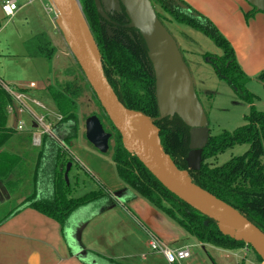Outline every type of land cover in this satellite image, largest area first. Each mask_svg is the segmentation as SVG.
Returning <instances> with one entry per match:
<instances>
[{"label":"trees","instance_id":"16d2710c","mask_svg":"<svg viewBox=\"0 0 264 264\" xmlns=\"http://www.w3.org/2000/svg\"><path fill=\"white\" fill-rule=\"evenodd\" d=\"M149 1L162 25L164 21L174 22L199 32L221 50L220 57L205 54L206 62L213 67L219 79L228 84L239 99L250 107L249 114L244 117V126L232 133L223 132L219 136H209L202 152L201 167L197 171L187 168L189 128L176 115L172 119L164 117L155 123L159 129L160 148L178 170L187 171L189 179L196 186L229 205L264 234V112L256 111L253 107L255 98L245 88L249 78L236 62L228 41L208 18L182 0ZM78 2L98 50L104 76L118 101L127 110L157 118L152 66L137 31L124 27L128 21L123 8L119 6V13L115 17L105 11L109 18L106 21L97 14L93 0ZM255 13L257 12L252 8L251 12L245 14L246 19ZM106 28L113 29L114 35H107ZM23 45L31 58L50 61L55 54L45 34H39ZM256 79L264 82V71ZM78 93L79 88L74 83H57L47 89L48 98L61 115V120L54 126V132L63 146L44 136L41 145L33 148L28 135L18 136L12 129L7 128V109L12 101L0 86V184L8 188L9 185L19 182L25 191H29L24 201L0 223L26 208H31L53 219L64 229L70 216L81 208L92 206L95 212H103L114 205L111 195L104 188L79 198L69 197L70 189L64 174L68 164L71 165L72 162L66 148H71L78 137L79 122L74 102ZM109 123L115 132L114 146L105 156L110 158L118 178L131 190L134 197L144 199L201 244L230 251L245 247L252 250L242 242L221 235L213 221L200 215L163 188L134 155L123 149L120 135L110 121ZM22 145L27 149H23ZM240 145H248L243 155L218 167L210 168L205 164L206 160ZM11 176L16 177L15 182L10 180ZM254 255L257 263L261 264L260 258L255 253Z\"/></svg>","mask_w":264,"mask_h":264},{"label":"crops","instance_id":"0c3cea01","mask_svg":"<svg viewBox=\"0 0 264 264\" xmlns=\"http://www.w3.org/2000/svg\"><path fill=\"white\" fill-rule=\"evenodd\" d=\"M182 1L215 25L249 79L264 71V13L246 19L252 8L243 0ZM24 8L22 4L19 12ZM3 19L0 10V23ZM46 38L55 50L51 38ZM8 120L11 125L7 123V128L11 129L9 115ZM81 144L73 142L71 148L69 197L73 198V187H79L82 171L96 187L82 194L104 188L114 205L103 212H95L92 206L81 208L70 216L64 229L31 208L20 211L0 223V264H166L149 251L145 229L170 248H188L190 257L181 264H246L249 251L222 250L197 242L144 199L134 197L108 156L96 154L90 144ZM10 180L15 182L14 176ZM19 188L21 192L24 189ZM8 201L7 186L0 184V206Z\"/></svg>","mask_w":264,"mask_h":264},{"label":"water","instance_id":"95a60500","mask_svg":"<svg viewBox=\"0 0 264 264\" xmlns=\"http://www.w3.org/2000/svg\"><path fill=\"white\" fill-rule=\"evenodd\" d=\"M46 1L72 56L106 117L120 135L123 149L134 155L169 193L213 221L221 235L248 245L264 264V234L229 205L196 186L189 179L187 171L178 170L160 148L159 129L155 123L164 117L172 119L176 115L189 128L187 168L197 171L202 164V152L209 140V130L207 116L196 95L190 71L176 41L157 18L151 2L115 0L127 17L128 24L124 27L136 30L146 47L154 75L157 118L127 110L118 101L102 71L98 51L96 55L78 0ZM243 1L257 13H264V0ZM93 2L97 14L109 21L101 0ZM84 131L85 140L93 149L103 155L108 152L111 136L105 132L96 116L85 121ZM155 142L159 146V154L152 150ZM70 168L68 164L64 174L66 184Z\"/></svg>","mask_w":264,"mask_h":264},{"label":"rangeland","instance_id":"374dc122","mask_svg":"<svg viewBox=\"0 0 264 264\" xmlns=\"http://www.w3.org/2000/svg\"><path fill=\"white\" fill-rule=\"evenodd\" d=\"M30 1L32 3L25 5V8L20 12L19 9L13 18H5L0 23V83L17 88L34 84L37 91L34 93L40 97V101L50 111L51 116L54 114L60 115V113L55 108L54 103L48 98L47 89L57 83L76 84L79 88V93L74 102L76 104L75 113L79 122V140H75L74 143H77L78 146L82 145L81 142L88 144L85 140L84 124L89 117L96 116L105 132L111 136L108 148L110 150L114 146L115 132L72 56L62 34L56 27L53 12L46 0ZM26 2L27 0H16L17 8H20ZM101 2L108 14L112 17L117 16L119 7L115 0H101ZM155 10L166 18L157 7H155ZM163 25L176 41L183 61L190 71L196 95L207 116L209 136H219L223 132L232 133L244 126V117L249 114L250 110L249 105L240 100L228 84L219 79L213 67L204 58L205 54L210 57H220L222 55L221 50L209 38L199 32L174 22L168 23L164 21ZM105 31L107 35L113 34V29L106 28ZM39 34L48 35L52 40V45L55 47V54L50 61L43 58H31L24 49V42ZM94 50L95 52L97 50L95 44ZM262 72L255 78L249 79L245 84V88L255 98L253 107L259 112H264V82L256 78ZM246 77L248 76L246 75ZM22 119L28 121L26 116H22ZM8 125H11L9 120ZM27 125L29 126L28 123ZM16 135L26 136V134L17 133ZM21 147L27 149L25 145ZM71 148H66L68 154H71ZM247 149L248 145L234 146L218 154L215 158L206 160L205 164L210 168L221 166L230 159L243 155ZM96 154L100 153L96 152ZM262 162L264 165V157ZM78 177L79 187L72 186L74 188L73 198L88 192L89 188H96H94L95 185L91 179L82 171H79ZM15 179L16 177H14ZM82 183L85 184L84 187L81 185ZM19 187H21L19 182L8 186L9 201L0 206L1 220L12 213L20 204L21 198L29 193V191L24 189L21 192ZM247 260L246 264H258L252 250L249 251Z\"/></svg>","mask_w":264,"mask_h":264},{"label":"built area","instance_id":"2783aa9c","mask_svg":"<svg viewBox=\"0 0 264 264\" xmlns=\"http://www.w3.org/2000/svg\"><path fill=\"white\" fill-rule=\"evenodd\" d=\"M31 3L32 1L27 0L24 5ZM19 9L17 8L16 0H0V10L6 19L13 18ZM0 86L10 96L12 101L7 113L12 118L13 125L11 129L15 133L29 134L31 145L35 148L41 145L44 136L63 146L54 132V126L61 120V115H50V111L46 106L33 95V92L36 91L34 84L18 88L10 87L3 83H0ZM22 116H26L28 121H24ZM32 125H35V127L33 128ZM145 234L148 238L149 251L161 256L166 264H181V262L189 259L190 252L188 248H170L161 243L153 233L146 229ZM243 250L250 251L247 247L243 248Z\"/></svg>","mask_w":264,"mask_h":264},{"label":"bare ground","instance_id":"6f19581e","mask_svg":"<svg viewBox=\"0 0 264 264\" xmlns=\"http://www.w3.org/2000/svg\"><path fill=\"white\" fill-rule=\"evenodd\" d=\"M152 150H153L155 153L159 154L160 149H159V146H158V144H157L156 142L153 144V146H152Z\"/></svg>","mask_w":264,"mask_h":264}]
</instances>
